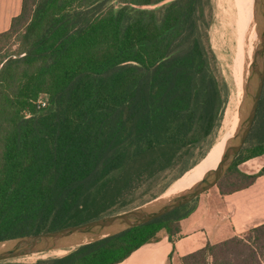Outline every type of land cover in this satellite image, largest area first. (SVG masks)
I'll return each mask as SVG.
<instances>
[{
    "label": "trees",
    "instance_id": "obj_1",
    "mask_svg": "<svg viewBox=\"0 0 264 264\" xmlns=\"http://www.w3.org/2000/svg\"><path fill=\"white\" fill-rule=\"evenodd\" d=\"M212 18V0H23L0 34V241L143 205L206 156L228 102ZM262 155L264 92L221 194L264 176L240 170ZM230 174L243 183L226 190ZM198 199L59 256L0 264H118L164 235L174 241ZM259 243L264 225L182 262L264 264Z\"/></svg>",
    "mask_w": 264,
    "mask_h": 264
},
{
    "label": "water",
    "instance_id": "obj_2",
    "mask_svg": "<svg viewBox=\"0 0 264 264\" xmlns=\"http://www.w3.org/2000/svg\"><path fill=\"white\" fill-rule=\"evenodd\" d=\"M257 43L244 80L239 120L218 166L194 186L169 197L155 198L130 210L75 226L0 241V262L68 251L118 235L162 218L216 187L244 148L253 129L264 92V0H254Z\"/></svg>",
    "mask_w": 264,
    "mask_h": 264
},
{
    "label": "crops",
    "instance_id": "obj_3",
    "mask_svg": "<svg viewBox=\"0 0 264 264\" xmlns=\"http://www.w3.org/2000/svg\"><path fill=\"white\" fill-rule=\"evenodd\" d=\"M22 3L23 0H0V34L11 28L13 18L22 11ZM263 167L264 155L243 162L240 170L253 175ZM211 191L202 194L194 211L180 221L181 230L174 241L164 235L118 264H183V257L208 244L243 238L264 225V176H258L251 186L229 194Z\"/></svg>",
    "mask_w": 264,
    "mask_h": 264
},
{
    "label": "rangeland",
    "instance_id": "obj_4",
    "mask_svg": "<svg viewBox=\"0 0 264 264\" xmlns=\"http://www.w3.org/2000/svg\"><path fill=\"white\" fill-rule=\"evenodd\" d=\"M212 4L213 18L209 34L212 48L217 56L219 73L228 89V102L225 116L217 139L206 156L183 176L173 181L165 192H169L175 182L190 179L197 174L200 168L206 163L212 148L219 145L217 144V140L220 136L225 134L226 131H230L233 135L237 128L244 80L258 39L257 26L254 20V0H212ZM242 183V180L230 174L224 181L223 188L226 190L233 189ZM211 190V192H214L218 188L214 187ZM164 193L158 198L163 197ZM253 248L264 255V246L261 243L254 245ZM59 255L62 254L53 255L49 253L46 255L26 257L20 259V261L33 262L39 258Z\"/></svg>",
    "mask_w": 264,
    "mask_h": 264
},
{
    "label": "bare ground",
    "instance_id": "obj_5",
    "mask_svg": "<svg viewBox=\"0 0 264 264\" xmlns=\"http://www.w3.org/2000/svg\"><path fill=\"white\" fill-rule=\"evenodd\" d=\"M219 4H218V6H219ZM237 107H238V105H237ZM231 137H232V133L230 131H226L225 134H223L222 136H220V138L217 140V144H219V145H216L215 147L212 148V150H211V152H210V154L208 156V159H207L206 163L200 168V170L198 171V173L195 174L190 179H185V180H181V181L175 182L172 185V187L170 188V191L164 193V197H169V196L178 194L180 192H183L185 190H188L189 188H191L192 186H194L197 182H199L208 172L214 170L218 166V164H219V162H220V160H221V158L223 156V153H224V151H225V149H226V147L228 145V142L230 141ZM219 141H220V143H218ZM63 253H64L63 251H56V252H51L50 254H53L54 255V254H63Z\"/></svg>",
    "mask_w": 264,
    "mask_h": 264
},
{
    "label": "built area",
    "instance_id": "obj_6",
    "mask_svg": "<svg viewBox=\"0 0 264 264\" xmlns=\"http://www.w3.org/2000/svg\"><path fill=\"white\" fill-rule=\"evenodd\" d=\"M38 104H40V105H42V106H45V105H46V99L41 98V99L38 101Z\"/></svg>",
    "mask_w": 264,
    "mask_h": 264
}]
</instances>
